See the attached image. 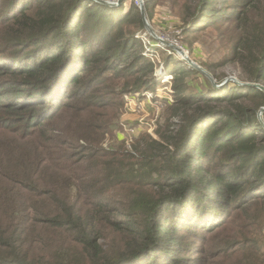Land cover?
Masks as SVG:
<instances>
[{
    "label": "trees",
    "instance_id": "16d2710c",
    "mask_svg": "<svg viewBox=\"0 0 264 264\" xmlns=\"http://www.w3.org/2000/svg\"><path fill=\"white\" fill-rule=\"evenodd\" d=\"M213 1L200 0L187 24L236 22L227 62L264 83V0H231L230 10V0ZM119 11L92 0H0V264H264L229 231L207 255L180 258L202 241L198 229L213 232L226 212L264 198V91L190 95L186 77L207 78L178 65L179 122L136 151L105 148L122 93L155 80L123 28L133 17L144 26L138 8Z\"/></svg>",
    "mask_w": 264,
    "mask_h": 264
},
{
    "label": "rangeland",
    "instance_id": "374dc122",
    "mask_svg": "<svg viewBox=\"0 0 264 264\" xmlns=\"http://www.w3.org/2000/svg\"><path fill=\"white\" fill-rule=\"evenodd\" d=\"M92 1L98 3L96 0ZM105 1L118 2L110 6L101 5L118 8L119 12L123 13L128 12L132 6L138 8L144 26L139 25L133 17L131 21L123 24V28L127 32H131L133 38L140 43L135 52L154 65L152 76L155 79L149 88L143 87L140 92L122 93L119 98L121 106L114 110L117 116L112 119V126L106 134L105 148L115 149L126 146L128 149L136 151L135 144L138 147L142 146L145 137L158 139V132L165 131L167 124L179 122V117L173 115V109L178 108L179 105H177L175 90L176 77L171 74L175 72L178 65L195 68L207 78L204 81L196 74L187 76L185 80L192 88L187 91L190 95L198 92L200 88L203 89L202 92L213 94L220 92L223 87H226L227 90H241L244 84L264 91L261 88V86L264 87V83L246 79V68L243 65L227 62V57L233 53L237 34L240 33L236 22L225 23V20L218 19L205 27L206 20L204 19L206 18L203 15L199 22L201 26L187 24V20L191 18L200 0ZM216 1L218 0H214L213 3ZM233 3L231 0L227 1L224 7L230 10L229 4ZM7 98L0 99V102H6ZM259 102L257 97L245 101L249 106L257 105ZM263 108L258 112V122L264 127ZM80 144L83 143H74L75 146ZM224 153H227V150H224ZM226 158L224 155L218 157L221 160ZM229 166L234 169L242 168L241 165L236 164L235 160ZM232 210L229 213L226 212L222 217L217 231L207 232L198 229L202 241L193 239L191 245L195 247L194 251L191 252V255H188L190 253L186 251L180 255V258L186 256L199 258L204 250H207V255L213 248L214 235L218 236L229 231L245 242L246 240L252 242L256 262L262 263L261 260L264 258V198L249 202L243 209L240 208L233 212ZM202 213L206 214V211ZM217 214L216 210L208 209L205 217L216 218ZM233 216L235 217L233 218ZM219 230L220 232L217 233ZM107 238L109 241L112 235H108ZM180 239L186 242L187 237H180ZM256 244L260 246L259 250H257ZM199 249L202 250V254L198 253ZM248 254L251 255L250 252ZM203 262L205 263V260Z\"/></svg>",
    "mask_w": 264,
    "mask_h": 264
},
{
    "label": "water",
    "instance_id": "95a60500",
    "mask_svg": "<svg viewBox=\"0 0 264 264\" xmlns=\"http://www.w3.org/2000/svg\"><path fill=\"white\" fill-rule=\"evenodd\" d=\"M98 3L100 4H103V5H107V6H110V5H115L117 4L118 2H111V1H105V0H96ZM119 1V0H118ZM145 21V20H144ZM200 69V68H199ZM262 89H264L263 86H261ZM262 111L264 112V108L262 109ZM262 112V113H263Z\"/></svg>",
    "mask_w": 264,
    "mask_h": 264
}]
</instances>
